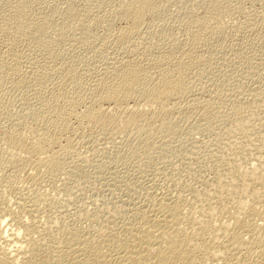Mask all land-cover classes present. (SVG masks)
<instances>
[{"label":"rangeland","instance_id":"obj_1","mask_svg":"<svg viewBox=\"0 0 264 264\" xmlns=\"http://www.w3.org/2000/svg\"><path fill=\"white\" fill-rule=\"evenodd\" d=\"M115 1L118 0H21L19 2V6L22 7L21 13L32 9V12L37 15L41 14L39 12L49 14L48 18L41 22L45 35L39 40L27 38L15 41L14 45L10 46L4 41L8 40V37L5 36L2 19L12 8L11 0H0V100L11 101L8 108L11 112L6 108L3 111V107L0 106L2 110H0V162H3L0 164L8 160L11 151L17 153L26 151L27 141L19 137V131L27 130L25 128L27 126L35 128L37 121L42 127V133L45 132L43 135H53L56 140L51 147L46 146L50 147L49 151L44 150L46 154L48 152L50 155L51 152L53 155L52 152H58L59 149L64 150L63 148L67 145L65 148L67 150L62 152L57 161L62 167L58 169L57 174L45 171L42 178L36 176L40 180L36 177L32 179L33 181L38 180L39 187L37 186L36 189L44 197L40 201V211L42 210L43 213L39 212V217L35 221L36 224L38 221V230L35 231L36 239L40 243H43L44 235L45 237L49 235V228L46 227L45 221L50 218L51 214L54 216L53 218L51 215L52 219L56 218L61 223L58 227L61 233L69 228L74 232L78 229L76 230L78 234H85L88 231L93 233L96 232V226L101 222L109 226L108 230L110 226H114L110 228L111 232L121 233L129 223L130 216L132 218L130 220L136 219L134 216L139 215L145 209H150L147 205H153L152 202L149 203V200H154L155 194L156 198L159 196L160 198L172 197L179 190L178 188L184 187L187 183L205 187L209 180L214 179L217 162L227 151L221 137L225 136L227 127L230 129L236 124L235 120L224 118L221 111L227 113L226 108H229L232 103L241 102L245 110L252 112L253 115L261 111L264 113V0H211L210 5L218 12L214 15L218 25L203 32L204 37L197 41L193 49L190 46L193 40L189 33L192 24H190V18L195 14L201 16L202 5L209 4V0H164L159 5L160 12L145 18L143 28L141 27L139 32L141 34L134 35L136 37L133 36L134 38L125 41L118 38V32L128 21L114 19L117 15L114 13L116 12L114 5L119 3ZM178 43L186 45V49L189 44L190 47L187 50L191 48L190 51L198 47L197 51L201 54L202 62L196 66H185L180 69L184 74L183 86L180 88L176 85V96L171 100L168 99L166 106L164 105L169 109L159 111L158 108L152 107L144 118H136L132 113L130 122L128 111L119 112V118L114 117V113H106L103 115L104 119H99L92 126L87 124L86 127L78 125L75 115H71L70 118L65 114L73 103L65 99L62 94L67 95L69 90H75L74 92L69 91L67 96L73 93L77 99H81L79 104L76 103L72 107H75L78 113L83 111L90 104V100L92 101L90 93L91 97L86 96L87 91L84 86L85 88L89 86L88 92H90V86L96 79L106 76V68L113 62L119 66L120 63L122 65L124 62H134V59L138 62L134 63L139 66L149 62L147 71L154 64L161 62L164 67L173 69L172 65L176 63L175 60L177 62L180 60L182 54L179 52L181 54L178 53L177 56L175 53L177 49L173 48L174 44ZM185 47L183 50H186ZM165 50L169 56L172 54V58L175 55L174 60L168 56V53L163 52ZM147 56L150 60L146 58ZM114 63L112 65H115ZM33 66L36 68L33 69ZM61 81L64 85L67 84V87H64ZM47 87L50 93L47 92L48 90L45 91ZM36 90L38 92H35ZM39 92L41 96H38ZM51 92L55 96L56 92H61V96L58 95L55 98L60 101L63 97L66 101H57ZM42 94L45 95L46 102L53 103L55 100L52 107L58 108L59 106L60 109L64 107V112L63 109L62 111L55 109L58 113L63 112L62 116L66 115L67 125L68 123L69 125H66L67 129L64 131H54L53 126H50L52 123L47 121L50 120L47 119L48 115L42 113L46 107V104L43 105L46 102L42 101L45 99ZM73 97L74 95L71 98ZM48 98L50 101L47 100ZM209 98L210 101L216 103L223 102L221 105L227 102V107L225 106L224 110H217L215 106L204 107L205 105H202L200 101L206 102ZM56 103H61L62 106ZM137 103L140 106L142 101L132 100L129 105L134 106ZM104 105L107 106V103L105 102ZM13 115L14 117H11ZM30 115L37 120L36 123L33 118L30 120ZM42 115L46 117L42 118ZM162 117L165 118L167 126L155 132L159 136L156 140L140 138L144 137V134L141 136L139 133L141 127L149 124L157 125ZM43 124L45 127L49 124L48 129L43 127ZM40 126L36 128L40 129ZM131 146H134L136 152L133 155L129 150ZM36 156L34 155L31 159L37 158ZM14 162L7 167L8 171H13L11 176L0 175V189L3 190L2 193L5 192L6 199L11 197L10 192H24L27 186L33 188V183H31L33 181L26 174L30 171L31 164L23 165L25 169L22 166L20 170ZM169 175L172 181L169 180ZM194 178L196 179L193 180ZM28 181L31 185L27 183ZM53 189L56 191L54 192ZM146 195L152 196L147 197ZM12 198L14 197L7 199L8 202H13ZM132 206L137 207L140 213L137 209L135 210L138 214L135 213ZM143 207H145L144 210ZM7 208L9 209L10 206ZM118 208L121 210L119 211ZM127 210H132L135 214H132V211L129 214ZM2 211L3 208L0 212L2 213L0 214V226L13 228L11 219L5 217L3 214L6 212ZM18 212H21L22 216L25 214L23 210L13 208V213ZM120 212L122 215L119 214ZM95 214L96 218H94ZM25 215L24 218L27 217V214ZM45 216L48 218L45 219ZM115 216L127 221H123V225V222L121 223ZM107 219H114L116 223L119 221L120 223L112 225L115 223L114 220L109 222ZM118 225L122 227V230L117 229L121 228ZM97 232L99 233L98 230ZM98 233H94L97 239L104 238L102 235L105 234L100 232L101 237H98ZM86 235L89 236V234ZM7 241L0 238L2 252H7L13 245V243L8 244L9 241ZM65 248L62 253L56 250L53 252L55 254L58 252L59 257L68 262L71 258L65 252L67 250ZM46 255L43 251L39 252L38 262H41L40 260H43Z\"/></svg>","mask_w":264,"mask_h":264},{"label":"bare ground","instance_id":"obj_2","mask_svg":"<svg viewBox=\"0 0 264 264\" xmlns=\"http://www.w3.org/2000/svg\"><path fill=\"white\" fill-rule=\"evenodd\" d=\"M20 1L21 0H11L12 8L2 19L5 36L8 37V40L4 41L10 46L14 45L15 41H22L27 38H36L39 40L45 35L44 30L41 28V22L48 18L49 14L39 12L41 14L37 15L32 12V9L21 13L22 7L19 6ZM118 1L119 3H117V5L113 4L115 6L114 9L116 8V12L114 13L117 14H114V19L128 21L123 28L120 27L121 30H119V34L117 33L118 38L125 41L134 38L139 34L147 16L152 17L155 13H158V11L160 12L159 5L164 0ZM118 1H115V3ZM210 1L211 0H209V4L202 5L203 11L201 10V16L195 14L190 18V24H193H191L189 28L190 37L193 39L190 43L192 49L197 45V41L204 37L203 32H207L218 25V22L214 18V15L218 12L210 5ZM39 11L41 10L39 9ZM185 46L186 45L182 43L174 44L173 48L176 47L175 49L178 51H175V53H177L176 55L178 56L179 52L182 54L179 53L181 54L180 58L175 57L180 60L178 62L175 60L176 63L172 65L173 69L164 67L161 62H159L160 64H152L153 66L150 64L152 67L147 71V69H149V62L145 64L143 63V65L139 66L135 64L138 63L135 62V59V63L131 61L134 64L131 62H124L122 65L120 63V66L119 64L116 65L113 61L112 62L115 65H112L113 63L109 62L112 64L109 65V67L107 66L105 71L106 76L100 77L101 79L99 78L98 80L96 79L93 83L94 85L92 84V86H90V92H88L89 86L88 88H85L84 86L85 91H87L86 96L89 97L91 95L92 97H90L92 98V101L90 100L91 98H88L90 104L88 106L84 104L86 106L85 109L82 108L84 110H81L79 113L76 112L77 109H75V107L73 108L72 105L75 106L76 103L79 104L81 99H77L73 93L74 97L71 98L73 96L71 94L72 96L70 95L71 97L69 96V98L67 95L70 90L68 92L66 91L68 93H66L67 95H64V93L62 94L61 92H56V96H61L62 94L65 99H68L73 103L72 105L69 103V106L71 105V107L65 112V114L70 116V118L71 115H75L78 125L82 127L85 125L87 126V124H91L90 126L94 125L99 119H104L103 115L106 113H114V117H118V115H120L119 112L128 111V114H130L128 121L130 122L132 113L136 118H144L152 107L158 108L159 111L169 109L168 107L165 108L166 102L168 99L171 100V98L176 96V85H179L180 88L183 86L184 74L180 69L185 66H196V64L202 62L201 54L197 51V46V48H195L197 52L195 50L190 51L191 48L187 50L190 47L189 44L187 49ZM184 47L186 50H183ZM163 52L165 53L166 50ZM138 55L140 56V54ZM148 56L146 58L150 60ZM162 56L164 58V55ZM171 56L169 57L172 58ZM137 59L138 58H136V60ZM155 62L158 63L156 60ZM146 64H148V66H146ZM34 67L35 66L32 68L34 69ZM31 72H33V70H31ZM36 74H38V72H36ZM62 82L63 81H61V83ZM62 84L64 85V83ZM65 86L67 87V84H65L64 87ZM53 89L55 90L54 87ZM72 89L73 88H71V90ZM47 90L48 87L45 91ZM35 92L38 91L36 90ZM47 92H49V90ZM42 95L44 98L45 95ZM51 95L54 94L51 92ZM38 96H41L40 92ZM56 96L54 95V99H56ZM83 96H85L84 93ZM63 97V100L60 99L62 102L65 100ZM49 99L50 98L47 100L50 101ZM85 99L86 97L84 98V101ZM132 100H141L142 103L140 106L137 103L134 104V106L132 105V107L129 105V102H132ZM42 101L46 102V97ZM105 102L107 103V106L104 105ZM200 102L203 103L202 105H205L204 107L215 106L217 107V110H224L227 107V102L225 105H221L223 102L220 103L218 101V103H216L210 101V98L206 102ZM10 103V100H0V106L3 107V111H5L4 108L8 110ZM53 103H55V100ZM53 103H43V105L46 104V107L42 110V113L46 116L48 115L47 119L49 118L50 120L47 121L52 123L50 126H53L52 128L54 131H64V129H67L66 115L62 116L65 109L64 107L61 108L63 109L61 114L62 110L59 106L58 108L56 107V104L58 103L55 104L56 108L52 107ZM61 106L62 104L60 107ZM65 108L67 110V107ZM55 109L61 111L58 113ZM226 109L228 111L227 113L221 111L224 118H231L232 121L235 120L236 124L233 128L229 129L227 127L228 129L226 128L224 133L225 136L221 137V139L223 138V142H225L224 145H226L227 151L224 152V155L222 154L223 156L221 155V159L217 162V170L215 169L216 175L214 179L209 180V182L207 180L206 183H208L205 187H199L194 183H187L184 187L178 188L179 190L176 194H172V197L164 196L160 198L159 196V198H156L155 194V198L153 197L154 200L149 198L151 199V201L149 200V203L152 202L153 205H151L153 207L148 204L147 201L148 205H146L148 208L150 206L149 210H144L146 205L143 207L144 211L141 210L142 213L138 211L137 207H131L134 210L137 209V212L140 213L137 216L132 215L136 218L133 219L134 221L130 220L131 216L129 215L133 209L131 211L129 210L130 212L127 210L130 217L129 223L127 225L125 224V227L123 225L127 220L124 221L125 219L123 216H121V218L124 220H120L119 217H116L117 215L115 216L121 221V223L124 221L123 225L121 224V226L124 227V230H122L120 225L118 226L121 228L116 226V228L118 227L117 229L122 230L121 233L111 232L110 228H113L114 226H110L109 231V226L103 222L96 226V232L98 230L99 233L101 232L102 234H105L102 235L104 236V238H102L101 233L99 236V233L97 232L98 237H101V239H97V236L95 237L94 233L97 234L96 232L92 233L88 231L89 233H85L83 231L85 234H78L79 232L76 231L78 229L74 232V230L71 231L69 230L71 228H69L61 233L58 229L61 224L57 221L58 219H52V214L49 216L50 218H48L46 216L49 214H45L46 218H44H48L45 222L46 227L49 228V235H46V237L44 235L42 237L43 243L38 242L36 239L37 233L35 231L38 230V221L37 224L35 221L39 217V212L43 213L41 212L42 210L40 211V201L44 197L42 196L43 194L38 193L36 189L39 185V182H37L38 180L33 181L32 179L36 176L41 177L45 171L54 172L55 174L61 167L57 161L65 148H67V145L63 148L64 150L59 149L58 152H52L53 155H51V152L50 155L48 152L46 154V151L44 152V150L50 148L53 143L55 144L56 140L53 135H49V132V136L46 134L43 135L45 132L42 133V127L38 125L39 122L30 115V120L33 118L35 123L37 121L36 124L37 126H40V129L36 128L37 126L35 124V128L27 126L25 127L27 130L24 129L19 131V137L22 140L27 141L26 151H23L22 153L11 151L8 160H5L4 164H0V175L8 174V176H11L13 171L7 170V167L11 162L13 163L15 161L14 164L20 169L23 165H27V163L29 164L34 155H38V157L36 156L37 158L32 160L30 163L31 165L29 164L31 166L30 171L26 173L29 179L33 181H30L33 183V188L29 186V189L27 186V189H22L24 192H10L9 194H11V197H14L12 198L14 199L13 202H8L9 200L7 199L11 197L8 196L9 198L6 199V196L4 195L5 192L2 193L3 190L0 189V212L3 208V211L6 212L3 215L11 219L13 224L11 225L8 223V225H11V227L13 226V228H8L10 226H0V238H4L5 241L8 240V244L13 243L12 247H10L7 252H2L0 249V264H264V113L261 111L258 112L257 115H253L252 112L245 110L244 105L241 102H234ZM8 111H10V109ZM46 116L42 115L41 117L45 118ZM11 117H14V115ZM18 118L20 117H17V119ZM67 119L69 120V117ZM44 124H46V122ZM44 124L43 127H45ZM46 126L49 127V124ZM166 126L167 122L165 118L162 117L157 125L149 124L145 127H141L139 133L141 136L144 134V137L140 138L145 140L152 138L154 141L159 137L155 132ZM221 136L223 135L221 134ZM48 145H50V147L47 148L46 146ZM129 150L132 155L136 153L134 146H131ZM24 172L26 171L24 170ZM171 179L172 178L170 177L169 180ZM195 179L196 178L193 180ZM27 183L29 184V181ZM25 185L27 184L25 183ZM152 195L154 196V194ZM146 196L151 197L149 195ZM8 206H10L9 209L7 208ZM13 208L23 210L24 213L27 214V217L24 218L25 214L22 216L21 212H18L17 214L13 213ZM118 210L120 211L121 209L118 208ZM121 212L119 213L120 215H122ZM137 212L135 210V213ZM123 213H125L124 209ZM133 213L134 212L132 211V214ZM84 216H86V214ZM40 218L42 217L40 216ZM94 218H96V214ZM99 219L101 220V218ZM111 220L113 222L114 219ZM111 220L107 219L109 222ZM119 223L115 222L111 224L114 225ZM86 234H89V236ZM90 234L93 235L90 236ZM64 247L67 248L68 251L65 248V252L67 255H70L71 261L65 262L63 260L64 258L62 259L59 257L58 252L57 254L53 252L56 250L61 251L62 253L64 252ZM41 251L45 252L47 255L44 258L45 260L43 259L40 260L41 262H38L39 259H37V254ZM66 253H64L65 256H67Z\"/></svg>","mask_w":264,"mask_h":264}]
</instances>
